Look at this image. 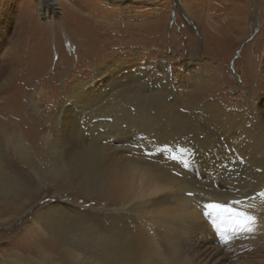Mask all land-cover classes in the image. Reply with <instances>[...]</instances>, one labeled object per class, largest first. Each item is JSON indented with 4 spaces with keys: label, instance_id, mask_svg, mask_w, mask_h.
Listing matches in <instances>:
<instances>
[{
    "label": "rangeland",
    "instance_id": "rangeland-1",
    "mask_svg": "<svg viewBox=\"0 0 264 264\" xmlns=\"http://www.w3.org/2000/svg\"><path fill=\"white\" fill-rule=\"evenodd\" d=\"M59 4L54 6L56 14L46 18L40 0H0V65L11 62L15 66L12 84L7 89V85H0V130L8 133L3 141L4 157L21 170H28V162L42 174L48 173L54 149L52 115L65 107L77 112L71 100L79 78L88 81L85 89L91 90L82 102L91 100L98 112L102 113L103 104L116 100L120 104L130 100L129 107L135 100L144 101L146 107L140 105L144 110L139 120L149 126H144L142 133L154 124L174 125L168 132L174 139L168 144L173 146L172 155L189 160V167L185 169L169 157L159 162L168 172H162L164 175L182 173L173 175L179 182L175 194L182 198L180 202L188 197V191L206 197L203 204L240 199L259 219L254 212H259L255 210L260 205L255 202L264 192V166L256 167L246 157H251L253 144H257L256 155L264 158V0H59ZM42 55L47 63L38 73L39 65L33 62ZM112 63L119 67L109 73L106 66ZM167 67L170 74L165 75V70L169 73ZM228 122L231 127L221 130L219 126ZM140 130L125 120L122 133L112 129L98 143L105 144L104 155L114 152L113 158L116 154L129 156L130 151H115L120 145L135 151L131 157H141L134 148L138 141L142 144ZM155 134L151 132L149 138ZM181 134L186 136L183 143L176 139ZM19 135L27 145V160L18 152ZM125 138L132 146L119 142ZM85 140L82 142L88 146L94 143L90 138ZM60 145L62 149L68 147L66 141ZM85 146L79 145L78 150ZM182 149L188 150L187 156ZM204 159L210 165L196 169ZM49 176L42 194L25 210L10 211L9 215L18 216L16 220L5 223V214L0 219V264L10 262L9 251L44 258L41 247L50 252L46 257L49 264H85L67 253L66 244L33 230V213H44L46 207L77 217L102 215L106 222L127 215L128 209H118L120 202L78 193L75 186H63ZM30 183L38 187L34 179ZM188 198L199 199V195ZM187 202L191 203L189 199ZM190 208L186 218L164 215L166 223L172 225L153 229L161 241H173L176 253L182 255L181 264H264V245L245 240L253 234L241 236L243 240L230 239V233L225 234L226 241L223 236L218 239V231L202 208ZM191 225L211 231V239L192 234L195 231L189 233ZM136 226L131 230L139 234L133 235L142 236L137 221ZM146 234L142 236L145 239ZM149 247L147 242L142 245L143 250Z\"/></svg>",
    "mask_w": 264,
    "mask_h": 264
},
{
    "label": "bare ground",
    "instance_id": "bare-ground-1",
    "mask_svg": "<svg viewBox=\"0 0 264 264\" xmlns=\"http://www.w3.org/2000/svg\"><path fill=\"white\" fill-rule=\"evenodd\" d=\"M58 4H59V0H40L41 13L44 14L46 18L49 17V15L52 17L53 14H56L54 13V10H55L54 6H57ZM59 5L61 6V3ZM11 54L13 53L11 52ZM8 63L6 65L4 64L0 65V81L3 79L0 85L2 83L5 84V86L7 85V87H5L6 89L8 88L9 84H12L11 80H12L13 72H15V68H14L15 66H12L11 62H8ZM46 63L47 62L45 60V57H43V55L41 57H37V59L33 62V64L39 65V67H37V68H40L38 73H41ZM29 64H31V61H29ZM118 67H119L118 64L112 63L106 66V69H107L106 71H108L109 73H112V71L118 69ZM167 68H168L167 70H169V73L165 70V75L170 74V67H167ZM31 70H28V71L30 72ZM88 83H89L88 81H84L79 78H78V81L76 82L77 89L72 94V96L74 97V100H71V103L72 105L76 106L77 112L73 110H68V108L65 107V108H61L60 111L56 110L54 115H52L50 114L51 110H49V114H50L49 116L52 115V129H53V137H54L53 148L58 151H63L64 153H67L69 155L74 154L76 151H79L78 150L79 145H82V146L86 145L87 147L95 148L97 152L101 154L100 158L97 160L96 163H97L98 169L106 176V179L108 180L109 187H108L107 192H102L100 190L89 192L87 189H85L82 186H78L75 184H66L63 181V179L53 176L50 167H49V171L47 174L45 173L42 174L40 170L38 171L37 167H35L32 164H29L27 161H26L27 162L26 165L28 167L27 168L28 170H21L17 167V165L12 160H9L4 157V170L11 177L15 178L16 182L7 183L3 179H0V219L4 218V214H5L6 215L4 219L5 223H7L10 220H16L18 216L9 215L10 211L14 210L16 213L18 212L21 213L23 210L27 208V206L31 204L34 198H36L39 194L41 195L42 194L41 191L43 189L42 187H45L46 185V181H45L46 177L50 173V176H49L50 178H52L55 181L59 180V182H61L63 186H69V185L75 186L77 188L78 193L83 192L87 196L96 197L100 201L103 200L106 202H113V203H116V201L120 202L122 206L118 207V209L120 208L129 209V200L133 198H135L137 200V203L141 205V208L137 209V212L139 213V215H133V218H132V215L131 216L125 215V217L123 215H120V216L115 217L116 218L115 222L112 220V217L108 218L107 220L108 222H106L105 218L107 217L105 216H102V215L91 216L89 215L90 213L85 215L90 218L93 224L98 226V228L100 229L101 235L110 234L111 232L116 231L117 228L121 226L124 227L123 229H125L126 232L130 234V236L132 234L131 237L128 236L127 255L122 260L117 262V264H128V262H131L132 264H181L183 261L182 255L176 253V247L173 245V241L170 239L167 241H161L159 237H157L158 233L155 232V230L153 229H159V226H162L163 224H164V228L166 227L168 228L169 225H172V224L166 223L167 220L164 218V215L170 216V215L175 214L178 218H186V214L189 212V211L187 212V210L191 209L190 207L195 208V209H200L201 208L200 205L203 204V201L206 200V197L201 196V193H197L199 195V199H193V198L187 197L185 200H183L184 202L183 201L180 202L181 200L179 199H182V198H180L178 194H175V189L179 187V182H177V178L173 175L168 176L162 173L167 170L165 169V167H162L163 164L162 162H159V160L164 161L166 160L167 157L170 158L172 155L171 148L173 146L168 144V140L172 141L174 139V136H173V133L168 134V132L172 131V128H174V125L173 124H168V126H166L165 124L155 125L154 124L156 123L155 121L153 123L154 125L152 129L147 130L144 133H142L144 126L148 127L149 125L139 120V118L142 119L140 115L142 114V111L146 107V103L144 101H139V100H138L139 103L136 100L133 101L130 104V107L128 106V104L131 102L130 100L128 104L125 103V100L121 102V104L119 103L118 100H116L112 104H103L102 113L98 112L99 109L92 107L93 102L91 100H89V103L84 102V101L82 102V99L84 100L86 99L84 98L86 94L91 91L90 89H85V85ZM91 95H94V93L90 94V96ZM88 104H91L89 105L90 107L88 106ZM140 105H142L144 108H140ZM136 107H137V111H136ZM67 110L70 113L67 112ZM114 113H117V115L111 116V118H108L111 114H114ZM83 115H88V116L85 117ZM251 115L253 116L254 113H252ZM125 120L133 124L137 130L141 129L140 131L142 134L140 135H142L143 138L141 140L142 144L141 143L140 144L142 146V149L144 150H149V149L153 150L152 160L155 162L154 168L152 165H147L146 167L137 166L136 164L137 160L144 162L146 164V158L141 154L140 151H138V153L141 155V157H131V156H124L122 154H116L115 158H113L112 154L114 152H109L110 155L109 154L104 155L106 147H105V144L98 143L101 140L100 137L104 136V134L105 135L109 134V132L112 129L118 130L119 133H122V126H124ZM262 125H259V126H262ZM219 127L222 130L224 128H230L231 125L228 122L224 125H220ZM253 129L255 130V128ZM151 132H155L156 134L154 137L149 138V134ZM19 136L21 138H20V143L17 147L18 152L21 151L22 156L20 157L24 160H27V157L25 156V154L27 153V148H26L27 145L22 135H19ZM185 137H186L185 135L181 134L180 137L176 139H180V141L181 140L186 141ZM85 138L86 139L90 138L91 141L94 143L88 146V142H84L86 141ZM137 138L139 137L137 136ZM252 138L255 139L254 137ZM78 139L81 141H78ZM146 139H147V144H146ZM82 140L84 141L82 142ZM61 141H66L68 143L67 145L68 147L66 149L61 148V145H60ZM95 141H97L98 144ZM259 141L260 140H258V143ZM119 142L125 143L124 146H127V147H129L130 145L132 146V143L131 144L129 143L131 141L128 142L127 139L126 140L119 139ZM181 143L183 142L181 141ZM260 143L263 145V142L260 141ZM243 144H244V141H243ZM258 146L259 145L257 144H253L254 149H253L252 155L251 157L247 156L246 160L250 164L251 163L254 165L256 164L257 165V166L255 165L256 167H259V166L262 167L264 166V158L258 157L256 155V152H257L256 150ZM119 147H114L115 151L122 150L121 152L123 151L135 152L134 150H128V149L126 150V149H122ZM174 153H176V151ZM175 163L179 164V162H176V161ZM230 163L232 164V160ZM203 165L205 166V165H210V164L208 163L206 159H204L200 162V164H198V166H195V168L199 169ZM186 171L189 172L188 170ZM164 173H168V172H164ZM183 173H185V171ZM186 174L189 175L190 173L189 174L186 173ZM202 174H203L202 172L199 173L200 176H202ZM160 175H163L166 182L161 181ZM32 179H34V181L38 184V187H35L34 185L30 183ZM129 189H131V191H129ZM262 190L264 191V188ZM56 192L57 190H55L54 193ZM125 196H127L128 198L125 199ZM188 199L191 201V203L187 202ZM255 204L260 205L259 209L255 210L259 212H254L260 218L259 219L257 218V224L254 226L256 230L254 231L252 237H247L245 238V240L250 241V243L254 242L256 243L257 246L258 245L261 246V245H264V197L258 198ZM245 207H246V203H245ZM29 209L30 207L28 208V210ZM46 215L47 214L45 212L44 213L37 212L35 214L33 213L32 222L35 224L33 230L37 232L39 235H49L50 237L56 239L58 242L62 244H66L67 247L65 248V250L67 251V253L71 255L72 257H74L76 260L80 261L81 263L113 264V262L108 259H100L96 256L87 255L80 246L73 245L69 243L66 239L61 237L58 233H54V231L51 230L50 227L45 223L44 218L46 217ZM130 218H131V221H130ZM141 218L147 221V223L144 225L139 224V228L143 232L142 236L147 233L146 239L143 238L142 236L133 235L134 233L139 234V232L137 230H131L137 227L136 221H138V219H141ZM160 218H164V219H160ZM127 220H129L130 223H132V225L130 224L131 226L128 225ZM192 231H195L192 234L198 233L200 237L210 238L211 231L204 229L201 225H197V226L191 225L189 227V233H191ZM216 236L219 239V237L221 238L222 235L219 232H217ZM229 238L232 240L236 239L235 237H229ZM241 238H242L241 240H243V237ZM133 239H137L136 244L133 243ZM146 242L147 244L148 243L150 244V247L146 250H143L142 245L146 244ZM240 243L245 244L246 242L244 243L240 242ZM96 246L99 247L101 250L107 247L104 241H101ZM40 250L43 251V253H45V257L40 258V259L33 258V257L28 258L29 256L27 253L26 255L25 252L21 253L19 251H15V252L9 251L10 254H8V259L10 260V262H5V264H49L47 262L46 257L50 256V252L44 249V247H41Z\"/></svg>",
    "mask_w": 264,
    "mask_h": 264
},
{
    "label": "snow or ice",
    "instance_id": "snow-or-ice-1",
    "mask_svg": "<svg viewBox=\"0 0 264 264\" xmlns=\"http://www.w3.org/2000/svg\"><path fill=\"white\" fill-rule=\"evenodd\" d=\"M255 103V98H253L252 104ZM7 135L6 130H0V179H3L7 183H15V178L11 177L4 170L3 141ZM105 143H108V141L105 140ZM134 148L139 150L146 158V164L139 160L136 161L138 167H146L147 165L155 167V162L152 160L153 150L142 149L139 141L134 145ZM181 151L187 156V149H182ZM192 154L195 155V150L192 151ZM100 155L95 148L87 146L71 155L53 149L50 152L51 165L49 167L53 176L63 179L66 184L82 186L89 192L96 190L107 192L109 187L108 180L98 169L96 163ZM128 155L131 156L133 153L129 152ZM170 159L179 162L185 169L189 167V162L186 158L171 155ZM172 175L181 176L182 173L173 172ZM160 179L166 182L163 175H160ZM239 190L237 189V191ZM186 194L188 197H195L197 195L193 191H188ZM259 195L264 197V192L259 193ZM127 198L125 196V199ZM139 208H141V205L137 203L135 198L129 200L127 215H139L137 212ZM201 208L205 218L211 221L225 241L227 240L225 234L230 233L232 237H241L253 234L255 231L254 226L257 224V217L251 214V211L245 207L243 200L234 199L225 203L207 202L202 204ZM113 211L119 212V210ZM45 213L47 215L44 220L50 229L54 233H58L69 243L80 246L87 255L96 256L100 259H108L113 264H117V262L127 255L128 233L123 229V226L110 234L101 235L98 226L93 224L87 216L77 217L69 215L59 208L55 210L46 208ZM137 223L144 225L147 221L141 218L138 219ZM101 241H104L107 245L103 250L96 246Z\"/></svg>",
    "mask_w": 264,
    "mask_h": 264
}]
</instances>
